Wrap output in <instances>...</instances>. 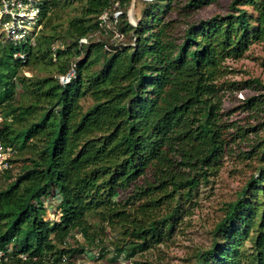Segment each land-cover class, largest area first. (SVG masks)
I'll use <instances>...</instances> for the list:
<instances>
[{
  "label": "trees",
  "instance_id": "16d2710c",
  "mask_svg": "<svg viewBox=\"0 0 264 264\" xmlns=\"http://www.w3.org/2000/svg\"><path fill=\"white\" fill-rule=\"evenodd\" d=\"M22 1L33 31L0 40V140L20 164L0 179V264H138L174 239L228 157L248 178L195 264H264V95L237 109L245 125L224 109L228 93L264 90L230 80L227 65L264 41V0H234L227 15L198 22L218 0H136V25L132 0ZM69 8L77 13L58 31ZM106 13L127 42L110 43ZM26 67L45 75L27 78Z\"/></svg>",
  "mask_w": 264,
  "mask_h": 264
},
{
  "label": "rangeland",
  "instance_id": "374dc122",
  "mask_svg": "<svg viewBox=\"0 0 264 264\" xmlns=\"http://www.w3.org/2000/svg\"><path fill=\"white\" fill-rule=\"evenodd\" d=\"M4 1L7 2V4H4ZM4 1L1 0L3 7H0V20L5 17H10V22L0 24V40L6 41L9 37L17 39V29H30L33 31L36 15L33 13L32 7L23 5L21 8L16 6L19 0ZM233 1L234 0H218L217 4L198 11L193 16L192 20L198 22L209 20L216 15L225 16L229 13V8ZM135 4L136 0H132L131 8L128 12L129 21L134 25L138 22L136 19ZM69 9L70 10H67V12L63 13L60 18L56 20V23L60 25L58 31L64 29L67 25V21L77 13L75 11L76 9ZM108 29L110 31L114 30V26L110 21L108 22ZM101 36V33H97L94 39L98 40ZM106 37H109L110 43L115 45L127 42V38L125 37L122 40L114 38V32L112 35H106ZM60 42L61 41H58L55 46L58 47L61 45ZM227 65L233 71V74L229 76L230 80L246 82L258 79L264 86V41L252 44L244 58L238 61H228ZM37 69L26 67L20 71V74H23L27 78H31L33 75H45V73H40ZM262 95H264V90L257 91L255 88L228 93L224 109L227 112L233 111L231 115L233 121L235 120L240 122L241 125H245L247 114L237 109H239L245 99ZM83 104L85 108H88L92 103L90 101H85ZM251 123L253 125L255 122ZM13 159H15V156L12 160ZM14 165V170L17 171L20 164ZM248 174L249 173L244 169V166L239 163L237 158H226L224 166L218 176L211 178L209 183L200 185L199 195L194 200V203L197 204L191 208L189 215L184 218V223L179 225L174 239L170 243L152 250L151 253L149 252L143 256H137L135 261L138 264H195L197 252L209 248L212 243V231L223 217L224 205L237 199L238 193L245 185ZM152 179L153 177L150 180ZM55 209L56 207L54 206H48L47 217L50 221L59 218V215L56 217L54 215ZM76 239L79 241L80 245L86 244L82 235H76ZM94 256L97 258L95 254ZM83 259L87 264H129L122 259H120L118 263H112L106 262L105 259L92 260L86 257L82 259L79 258V263H82ZM108 259H110V256H108Z\"/></svg>",
  "mask_w": 264,
  "mask_h": 264
},
{
  "label": "built area",
  "instance_id": "2783aa9c",
  "mask_svg": "<svg viewBox=\"0 0 264 264\" xmlns=\"http://www.w3.org/2000/svg\"><path fill=\"white\" fill-rule=\"evenodd\" d=\"M28 1L32 2L33 0H28ZM4 4H7V2L4 1ZM23 5L30 6V5H27L25 3L23 4L22 0H19V3L16 4V6H19L21 8L23 7ZM117 7H118V4H116L115 8H117ZM120 14H121L120 12L114 13L115 21L118 19ZM109 21H110V19H109V15L107 13L103 14L99 18L100 25L101 26L104 25L105 29H108V22ZM113 32H114V38L119 39V40H122L124 38V36L122 34H120L119 32H117V31H113ZM16 36H17V34H16ZM17 38H19V36H17ZM87 43H88V39H81L80 40L81 45H85ZM16 56L19 57L22 61H26V57L24 54L19 53ZM75 67L76 66L73 64L71 71L67 75L57 77L60 85L65 86V85L70 83L71 79L74 78L76 75ZM2 122H3V117L0 115V125L2 124ZM14 155H15L14 150L10 147H6L0 140V179L6 171H13L14 170L15 165L12 163V158L14 157ZM1 257H2V253H0V258ZM22 258L24 260H26L25 256H22Z\"/></svg>",
  "mask_w": 264,
  "mask_h": 264
},
{
  "label": "water",
  "instance_id": "95a60500",
  "mask_svg": "<svg viewBox=\"0 0 264 264\" xmlns=\"http://www.w3.org/2000/svg\"><path fill=\"white\" fill-rule=\"evenodd\" d=\"M144 1H151V0H144Z\"/></svg>",
  "mask_w": 264,
  "mask_h": 264
}]
</instances>
